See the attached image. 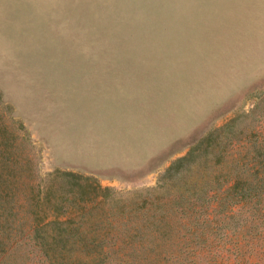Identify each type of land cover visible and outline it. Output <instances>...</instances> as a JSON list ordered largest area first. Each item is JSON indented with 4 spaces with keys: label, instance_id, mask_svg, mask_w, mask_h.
<instances>
[{
    "label": "rangeland",
    "instance_id": "1",
    "mask_svg": "<svg viewBox=\"0 0 264 264\" xmlns=\"http://www.w3.org/2000/svg\"><path fill=\"white\" fill-rule=\"evenodd\" d=\"M234 116L223 134L241 140L230 153L264 144V0H0V199L29 217H51L49 201L62 200L84 213L90 237L116 207L137 209L171 160ZM222 165L191 178L221 179L231 161ZM56 170L88 175L109 195L69 206L71 179ZM234 210L213 215V236L205 228L215 251L200 250L201 264H264V215L244 222L247 209ZM141 239L127 263L166 264L159 239Z\"/></svg>",
    "mask_w": 264,
    "mask_h": 264
},
{
    "label": "trees",
    "instance_id": "2",
    "mask_svg": "<svg viewBox=\"0 0 264 264\" xmlns=\"http://www.w3.org/2000/svg\"><path fill=\"white\" fill-rule=\"evenodd\" d=\"M236 119L234 116L214 127L184 154L171 160L156 185L145 188L147 195L137 209L124 212L116 207L109 214L107 226L94 228L96 233L90 237H85L79 229L84 213L74 217L62 200L49 201L51 217L36 213L29 217L19 209L22 203L0 199V264H20L25 258L31 259L29 264H128L125 256L134 254L136 246L145 248L137 243L142 242L141 237L145 235L159 239L155 252L166 264H201L200 250L209 247L207 250L215 251L211 248L214 243L207 240L205 228L213 236L211 232H218L217 222L226 216L233 217L235 207L247 209L244 222L264 215V144L250 139L230 153L226 146L232 140L241 139L223 131H228ZM222 141L225 147L214 151ZM225 157L231 161V166L223 178H198V181L191 178L199 168L204 170L210 163L221 167ZM218 174L222 176L219 171ZM53 176L71 179L69 206L101 192L103 197L109 195V187L92 182L88 175L56 170ZM152 193L156 195L150 197ZM216 213H221L218 221L213 217ZM174 236L187 241L172 243ZM162 241L169 242L164 245ZM74 249L83 256L77 260L62 258ZM117 252H121L118 261L112 262Z\"/></svg>",
    "mask_w": 264,
    "mask_h": 264
}]
</instances>
